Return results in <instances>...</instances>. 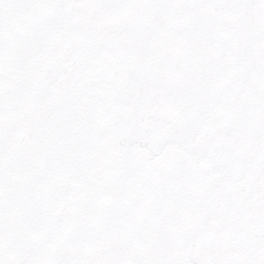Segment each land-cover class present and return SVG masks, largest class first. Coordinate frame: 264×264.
Instances as JSON below:
<instances>
[{
    "label": "snow or ice",
    "instance_id": "obj_1",
    "mask_svg": "<svg viewBox=\"0 0 264 264\" xmlns=\"http://www.w3.org/2000/svg\"><path fill=\"white\" fill-rule=\"evenodd\" d=\"M0 264H264V0H0Z\"/></svg>",
    "mask_w": 264,
    "mask_h": 264
}]
</instances>
